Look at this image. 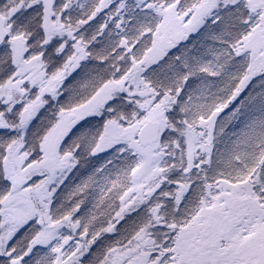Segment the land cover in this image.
I'll list each match as a JSON object with an SVG mask.
<instances>
[{
	"label": "snow or ice",
	"instance_id": "1",
	"mask_svg": "<svg viewBox=\"0 0 264 264\" xmlns=\"http://www.w3.org/2000/svg\"><path fill=\"white\" fill-rule=\"evenodd\" d=\"M0 264H264V0H0Z\"/></svg>",
	"mask_w": 264,
	"mask_h": 264
}]
</instances>
